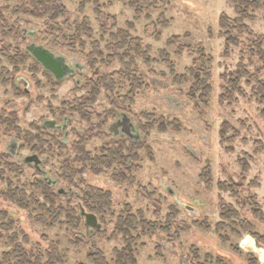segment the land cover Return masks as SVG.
<instances>
[{
  "label": "rangeland",
  "instance_id": "obj_1",
  "mask_svg": "<svg viewBox=\"0 0 264 264\" xmlns=\"http://www.w3.org/2000/svg\"><path fill=\"white\" fill-rule=\"evenodd\" d=\"M60 1L51 20L33 12L53 0H0V264H264V8L240 22L226 0H145L140 16L127 0ZM30 44L80 69L56 82ZM124 121L132 138L112 127ZM119 149L130 163L97 161ZM34 154L41 172L23 163Z\"/></svg>",
  "mask_w": 264,
  "mask_h": 264
},
{
  "label": "trees",
  "instance_id": "obj_2",
  "mask_svg": "<svg viewBox=\"0 0 264 264\" xmlns=\"http://www.w3.org/2000/svg\"><path fill=\"white\" fill-rule=\"evenodd\" d=\"M41 1H44V0H41ZM127 1H128V6L134 10V12L137 16H140L142 14L141 5L143 4V2L145 0H127ZM164 1L165 0H153L152 6L153 5L156 6L160 3H163ZM226 1L228 3H230L231 5L236 6L237 15L241 18L239 20L240 22L242 21V19L247 17V11L249 9H251L252 11H255V10H258L259 8H264V3L261 0H226ZM52 6H53V8H49L48 6H45L43 4V6H42L43 8H40L41 12H39V10H36L37 8H35L33 14L37 17H44L46 15L51 14V17H50L51 20H55L56 18L62 16L65 13V9H64L63 5L61 4L60 0H53ZM242 9H244V10H242ZM240 22H236V21L234 22L235 28H237V24ZM219 27L222 31L221 33H223L220 35H222V37L226 38L225 43H224L225 47L227 48V46H229V45H237L236 40L229 33L230 27L228 25V22L226 21L225 16L220 17ZM240 29L245 31L246 27L241 26ZM119 34H122V33H119ZM260 54H261V52H258V56L261 57L262 55H260ZM199 62L204 65V63H207L208 61H206V58L204 56H201ZM199 85L200 84L195 85L197 88L196 90L199 89V87H200ZM258 89L264 95V82L260 81ZM95 95H96V90H94L93 93L91 94L92 98H94ZM31 140L33 141V138H31ZM83 151L84 150H82L81 148H78V149H76V152H77L76 154L80 158L85 157V154ZM108 155H110V153H108ZM97 161H99V163L101 165L105 164V166L111 167L112 163L118 162L120 164H126V163H130L132 160L130 157H124L122 155V150L119 149L118 152L111 154L110 158H107L106 160H105V158H101V159H97ZM207 176H208V174H207ZM41 184L43 187H47V184H45V183H41ZM207 185L209 186V183H207ZM45 189H47V188H45ZM52 195L53 194H51V196ZM13 199H15V198H13ZM109 199H110V197H109L108 193H104L100 190H97V191H95V193H93V194L90 193L88 195V200L90 202H92L96 207L99 206L100 208L108 207L110 205ZM79 205H81V204H79ZM96 212H98V211H96ZM228 213H231L230 215H232V216L236 215L234 212H232V210H228ZM254 213L257 217H259V213L257 211H254ZM134 220H135L134 217H130V218L125 219V220L119 219L120 223L122 224V227L125 226L124 224H127V222H129L131 225V223H134ZM140 225H142V228H144V229H147L149 227L153 228V226L151 224H149L148 222L147 223L142 222ZM121 228L119 227V229H121ZM251 236L253 237V239L256 241V243L258 245L264 246V237L263 236H259L258 234H253V233ZM118 257H119V259H123L127 262L128 261H134L131 254L127 253L126 250L118 253ZM119 261L121 262L122 260H119ZM48 263L49 264H57L55 262V257H54L53 252L49 253ZM96 264H98V263H96ZM100 264H106V262L104 261V259L102 257L100 258Z\"/></svg>",
  "mask_w": 264,
  "mask_h": 264
},
{
  "label": "water",
  "instance_id": "obj_3",
  "mask_svg": "<svg viewBox=\"0 0 264 264\" xmlns=\"http://www.w3.org/2000/svg\"><path fill=\"white\" fill-rule=\"evenodd\" d=\"M26 51L46 72H48L54 78L56 82H61L65 78L74 75L75 70L80 69V66L78 64L71 66L67 63L64 57L57 56L42 46L30 44L26 47ZM23 84L24 83L21 80L17 82V86L19 87L20 85H23ZM25 92L27 93L26 89H25ZM116 125L117 124H114L112 127L114 128ZM44 127L49 128L51 130H55V122L53 121L45 122ZM124 133L129 138H132L131 134L127 132L126 130H124ZM135 139L138 140V138H135ZM23 163L24 165H32L36 171L41 172L40 171L41 160L38 155L34 154L31 156L25 157L23 159ZM53 183L54 182L49 183V184L51 185ZM57 194L64 195L65 192L62 189H59L57 191ZM79 207H80V217L84 219V223L86 227L90 229L91 234L94 231H100L102 228V225L99 223L97 217L92 213L86 212L81 207V205H79ZM189 210H193V209L189 208Z\"/></svg>",
  "mask_w": 264,
  "mask_h": 264
},
{
  "label": "flooded vegetation",
  "instance_id": "obj_4",
  "mask_svg": "<svg viewBox=\"0 0 264 264\" xmlns=\"http://www.w3.org/2000/svg\"><path fill=\"white\" fill-rule=\"evenodd\" d=\"M76 72V71H75ZM126 121H124V122H118L117 123V125L114 127V128H116V127H118V126H121V127H123V129H122V132L124 133V130H126L127 132H129V130H130V128H129V125H127L126 123H125ZM263 252H264V250H262ZM257 254V253H256ZM259 258V260L261 261V257H258ZM263 261V260H262ZM261 261V262H262Z\"/></svg>",
  "mask_w": 264,
  "mask_h": 264
},
{
  "label": "bare ground",
  "instance_id": "obj_5",
  "mask_svg": "<svg viewBox=\"0 0 264 264\" xmlns=\"http://www.w3.org/2000/svg\"><path fill=\"white\" fill-rule=\"evenodd\" d=\"M255 247V246H254ZM262 251V250H261ZM255 252V251H254ZM255 253H257V252H255Z\"/></svg>",
  "mask_w": 264,
  "mask_h": 264
}]
</instances>
